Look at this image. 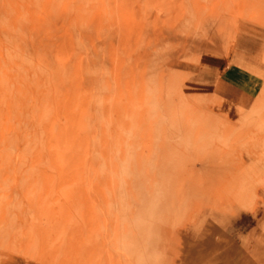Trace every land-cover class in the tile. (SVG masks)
<instances>
[{"label": "rangeland", "instance_id": "obj_1", "mask_svg": "<svg viewBox=\"0 0 264 264\" xmlns=\"http://www.w3.org/2000/svg\"><path fill=\"white\" fill-rule=\"evenodd\" d=\"M243 22L264 0H0V264H264V84L189 89L260 51Z\"/></svg>", "mask_w": 264, "mask_h": 264}, {"label": "crops", "instance_id": "obj_2", "mask_svg": "<svg viewBox=\"0 0 264 264\" xmlns=\"http://www.w3.org/2000/svg\"><path fill=\"white\" fill-rule=\"evenodd\" d=\"M241 24L247 26V30L250 31L254 38L261 40L262 45L260 51L255 54L249 51H244L237 46V55L232 61L229 60L227 55L222 54L205 53L201 55L195 77L189 81V89L193 93L206 97L219 94L220 96L229 99L230 103L234 106L239 105L241 99L239 100V98L232 97V95L247 99L255 98L260 94L264 84L263 77L261 73L255 71L249 66V64L251 62L253 63L264 54V28L251 22L239 23L237 26H240ZM204 55H206L207 63L213 66L212 80L203 82V87L198 89L193 86L192 81L200 74ZM227 93L229 94L227 95ZM230 205V209H232L231 213L236 214V217L237 214H244L248 218H254V216L249 215L245 210L239 211L240 207H238L237 201L231 202ZM241 209L245 208L241 207ZM253 229L254 226L246 234H254L252 232Z\"/></svg>", "mask_w": 264, "mask_h": 264}]
</instances>
